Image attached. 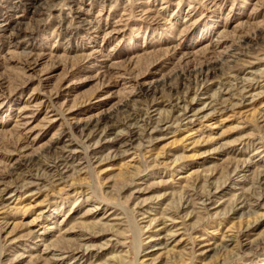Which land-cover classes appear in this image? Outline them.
I'll return each mask as SVG.
<instances>
[{
    "label": "rangeland",
    "instance_id": "obj_1",
    "mask_svg": "<svg viewBox=\"0 0 264 264\" xmlns=\"http://www.w3.org/2000/svg\"><path fill=\"white\" fill-rule=\"evenodd\" d=\"M0 264H264V0H0Z\"/></svg>",
    "mask_w": 264,
    "mask_h": 264
},
{
    "label": "bare ground",
    "instance_id": "obj_2",
    "mask_svg": "<svg viewBox=\"0 0 264 264\" xmlns=\"http://www.w3.org/2000/svg\"><path fill=\"white\" fill-rule=\"evenodd\" d=\"M183 114H184V113H183ZM183 114H182V115H183Z\"/></svg>",
    "mask_w": 264,
    "mask_h": 264
}]
</instances>
